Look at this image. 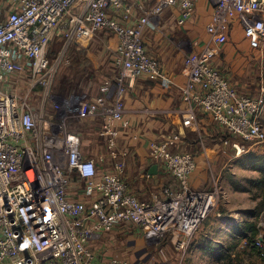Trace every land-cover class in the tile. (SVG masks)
<instances>
[{"label":"built area","instance_id":"built-area-1","mask_svg":"<svg viewBox=\"0 0 264 264\" xmlns=\"http://www.w3.org/2000/svg\"><path fill=\"white\" fill-rule=\"evenodd\" d=\"M16 2L7 14L0 11V264H134L117 259L96 263L88 246L93 237L122 221L135 224L150 241L171 236L187 250L202 223L221 215L218 208L229 199L221 175L213 172L202 189L191 186L197 159L182 146L189 130L198 131V109L225 128L213 146L202 140L209 170L219 147L237 158L264 141V87L259 95L239 92L214 64L235 25L250 48L264 45V0H211L208 39L191 41L192 49L184 56L181 123L150 142L152 158L164 164L176 183L147 200L134 194L119 174L98 175L95 159L83 154L71 122L99 116L107 147L115 153L119 137L130 128L125 97L133 81L145 75L165 87L172 83L161 62L148 53L144 29L158 28V19L171 8L177 12L175 25H186L198 0ZM104 30L118 40L115 75L105 78L99 93L81 100L75 111L55 115L42 103L34 106L30 94L3 88L18 82L16 76L29 79L32 86L44 83L52 75L56 39L63 41L64 52ZM116 166L121 170L123 164ZM78 181L89 201L70 196L71 184ZM258 227L257 237L247 244L262 250L263 214Z\"/></svg>","mask_w":264,"mask_h":264},{"label":"crops","instance_id":"crops-1","mask_svg":"<svg viewBox=\"0 0 264 264\" xmlns=\"http://www.w3.org/2000/svg\"><path fill=\"white\" fill-rule=\"evenodd\" d=\"M16 1L0 0V11L7 14L10 7L16 5ZM209 1L198 0L194 17L184 26L178 27L175 25L177 12L171 8L167 9L160 19H158V28L146 27L144 29L143 39L148 53L161 62L162 67L171 77L172 83L165 87L159 82L149 80L145 75L133 81L125 97V117L130 120V128L128 129V133L123 132V134H127V137H121L122 134L120 136L121 139L119 137L115 153L109 151L100 142L99 136L102 135V131L101 118L99 116L82 118L79 120L78 126L75 119L71 122L72 129L80 136L83 154L86 157L95 159L98 175L100 176L106 172L119 174L127 183L129 189L140 199L147 200L153 193L160 192L163 187L176 183L175 178L166 169L164 164L154 161L152 158L149 139L154 137L159 138L170 129L178 127L181 123L180 112L185 107L181 99V88L187 78L183 66L184 56L187 51L192 49L191 41L199 39L201 43H204L208 39L205 24L209 20L211 13V3ZM236 27H239V25ZM234 34L231 32L232 36L221 47V51L215 58L214 64L239 92L259 95L264 87L263 85L257 89V87L245 83L246 79H248L246 73L248 69L245 68L247 61L244 62L245 57L242 56V53L234 51L235 44L233 42L234 39L238 40L239 33L236 32ZM60 39H56L55 44L61 42ZM242 39L243 41L241 42L245 45L243 49L247 51V47L250 48L249 43L246 39ZM185 40L187 45H182V43H185ZM84 41L73 45L85 47ZM117 45L118 40L112 51L114 71L117 68L114 64V54ZM242 62L244 63L240 66ZM229 65L231 67L239 65L240 78L233 75ZM16 77L19 81L24 79L21 76ZM242 78H245V81ZM23 81L25 82V79ZM100 85L93 87L91 93L84 99L89 100L94 98L99 93ZM260 117L262 120L263 114ZM133 134H139L141 139L145 138V141L138 142L134 141L135 139L133 138L125 141V138L128 139ZM224 134L225 128L218 124L210 114L205 113L199 108L198 131H192L188 135H191L193 138L199 136L201 140L209 142L204 140L205 137L214 138L217 136L218 138ZM196 141L197 139H191V142H188L187 139L182 148L196 156L197 168L191 176L190 183L192 188L202 189L205 185L197 187V182H202L205 176L207 178L204 168L200 167L206 163V158L203 154L202 142ZM84 143L88 144L87 148ZM211 145L213 146L214 144L209 143V147ZM124 151H126V154H123ZM119 162L123 164L121 170L116 166ZM215 163L216 161L213 159V167H215ZM154 164L158 165V171L156 174H150L149 170ZM82 187L83 183L81 181L73 182L69 188V194L73 199L89 201L90 197L83 192ZM228 198H230V195ZM182 237L180 235V238ZM194 244L192 242L191 246ZM88 246L95 254L96 263L107 262L113 259L134 263L139 258L145 259L148 257L142 263L159 264L168 261L175 262L176 264H186L185 257H195V251L191 250L189 253H186L188 249L184 250L180 248L176 240L172 239L171 236L160 241H150L141 234L140 229L135 224L124 221L116 223L110 231H103L93 237L89 241ZM195 248L196 252L203 250V256L207 258L208 251L202 246V243L195 245Z\"/></svg>","mask_w":264,"mask_h":264},{"label":"rangeland","instance_id":"rangeland-1","mask_svg":"<svg viewBox=\"0 0 264 264\" xmlns=\"http://www.w3.org/2000/svg\"><path fill=\"white\" fill-rule=\"evenodd\" d=\"M209 3H211V0ZM2 14L6 13L2 12ZM236 32L239 35L238 40L234 39L233 42L235 44L234 51L242 53V56L245 57L244 62L247 61L245 68L248 69L246 71L248 79H246L245 83L259 89L262 85L264 86V45L258 49L247 47L248 49L245 51L243 49L245 45L241 42L243 41L242 38H244L242 28L236 27L235 25L232 33L236 34ZM84 40L83 44L85 47L72 45L64 52H62L63 42L54 44L52 50V75L44 83H38L32 86L29 84V79L24 78L25 82L23 81L24 79L18 82L13 81V83L3 85V88L8 91H22L30 94V102L34 106H40L42 103L50 111L54 112L55 115L65 114L66 111H71V109L75 111L79 102L91 93L93 87H98L106 77H113L115 72L112 64V51L117 44L116 37L111 32L104 30ZM81 41L83 42V40ZM175 41L177 40L175 39ZM183 44L187 45L186 40ZM238 67L239 65L237 67H231L229 65L233 75L240 78L241 75ZM244 79L242 78L243 81H245ZM258 91L260 92V90ZM262 114V122H264V108ZM74 119L77 121L76 124L78 126L80 119ZM190 132L192 131L189 130L188 134ZM126 135L122 134L121 137ZM191 135H187L185 141L188 139V142H191V139H197L196 142H202L199 136L193 138ZM99 137L101 139L100 142L108 149L105 135L102 133ZM214 138H217V136ZM214 138L205 137L204 140L209 141L207 142L209 145V143H214ZM131 139V137H128V139L125 138V141ZM144 139H141L138 134V138L134 141L142 142L145 141ZM155 139L157 138L149 139V144ZM84 144L87 148L88 144ZM212 156L214 161H216L215 167L212 165L213 170H209L207 163L200 166L204 168L207 178L205 176L202 182H197V187L207 185L210 182L211 173L213 172L216 175H221L220 182L228 191L230 198L228 202L222 203L219 206L218 212L221 215H211L202 223V226L194 236V241H192L195 244L190 245L186 252L189 253L191 250L195 251V257H185V263L264 264L260 255L261 253L264 254L263 249H252L245 240H240L236 235L232 234V226L235 222H240L245 218V210L253 209L259 211L260 209L263 199V189L255 183L263 177L259 169L260 167H264V141L254 144L250 151H246L242 156L237 158L232 157L229 151L225 153L220 147ZM213 159H211V164ZM205 162L207 161L205 160ZM251 219L254 220L255 218ZM201 243L202 246L207 245L210 248L212 247L211 250H215L216 254L214 255L208 251L207 258H204V251L199 250V252H196L195 248V245H200ZM164 263L176 264L175 262L168 261L159 264Z\"/></svg>","mask_w":264,"mask_h":264},{"label":"trees","instance_id":"trees-1","mask_svg":"<svg viewBox=\"0 0 264 264\" xmlns=\"http://www.w3.org/2000/svg\"><path fill=\"white\" fill-rule=\"evenodd\" d=\"M263 175L262 179L257 181L255 184L262 187L263 189V199L260 205L259 211L253 210V209H247L245 210V218L240 222H235L232 226V234L236 235L237 238L240 240H245L247 243L252 242L259 233V227H258V220L259 217L263 214L264 215V167H260L259 169ZM251 218H255L252 220ZM204 248L213 253L216 254L215 250H211L210 246H204ZM264 250V249H263ZM262 257V260L264 261V254H260Z\"/></svg>","mask_w":264,"mask_h":264},{"label":"water","instance_id":"water-1","mask_svg":"<svg viewBox=\"0 0 264 264\" xmlns=\"http://www.w3.org/2000/svg\"><path fill=\"white\" fill-rule=\"evenodd\" d=\"M157 171H158V165H156V164L152 165L151 168H150V170H149L150 174H156ZM147 258L148 257H146L145 259H140L139 258L136 262H134V264H140V263L144 262Z\"/></svg>","mask_w":264,"mask_h":264}]
</instances>
